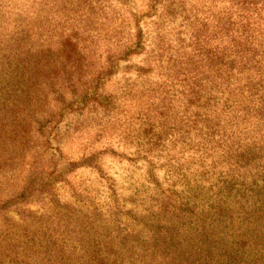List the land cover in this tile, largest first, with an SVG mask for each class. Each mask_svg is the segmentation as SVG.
Masks as SVG:
<instances>
[{
	"label": "trees",
	"instance_id": "1",
	"mask_svg": "<svg viewBox=\"0 0 264 264\" xmlns=\"http://www.w3.org/2000/svg\"><path fill=\"white\" fill-rule=\"evenodd\" d=\"M25 5L0 18L24 56L0 98L3 172L44 176L67 140L93 178L73 218L1 199L0 264H264V0Z\"/></svg>",
	"mask_w": 264,
	"mask_h": 264
},
{
	"label": "rangeland",
	"instance_id": "2",
	"mask_svg": "<svg viewBox=\"0 0 264 264\" xmlns=\"http://www.w3.org/2000/svg\"><path fill=\"white\" fill-rule=\"evenodd\" d=\"M24 1L25 0H0V18H3L1 12H3L2 10H5L4 7H13L10 14H12V16L16 15V18H18L21 11L24 12L27 10L25 4H29L32 0ZM17 37L19 39L23 36L17 35ZM15 39L16 37H14V34L9 36L0 32V98L8 95L19 96L18 92H12L9 89L10 86L15 87L18 82L17 77H15L17 68L14 62L16 61L15 58H24L23 55L19 54L20 52L18 53ZM7 58L9 59L7 60ZM57 140V138L50 140V146L54 147L57 144ZM63 143H67L64 151L65 157L62 159L60 157L58 159L55 158L51 165L52 168L49 169L44 176L33 174L31 168L28 169L24 164V161H22L19 165L20 168H17V170H15L16 172L12 174H7L10 175V177H8L5 174V171L3 172L4 167L2 159L5 155L0 153V200L8 198L9 194L11 197L16 196L17 198H20L23 194V198L18 200V202H22V209L28 212L39 210L41 208V205L37 202L38 196H41L51 212H59L62 216L64 215L63 217L66 215V218L76 217L79 214L78 190L82 188V182L85 183L83 188H85L86 185L89 186L88 180H92L93 177L88 169L83 170L73 165L68 166L65 163L67 158L68 161H75L77 157L76 152H74L76 148L70 146L67 140H64ZM115 149L122 153V158L113 157L111 153L108 155H102L103 160L100 164L103 165V170L109 177L117 180V189L122 183L127 182V179L124 177L127 175L126 171L129 168L123 160L124 152L121 151L120 148L115 147ZM29 156H32V153H29L26 158ZM18 172H21V174ZM39 185L43 186L38 190L41 191V195L37 194L38 191L33 193L27 190ZM18 189L19 191L14 193ZM81 262L82 261H80V264Z\"/></svg>",
	"mask_w": 264,
	"mask_h": 264
}]
</instances>
